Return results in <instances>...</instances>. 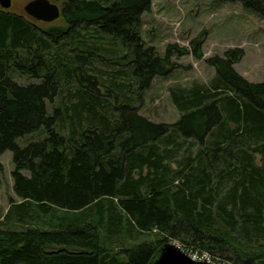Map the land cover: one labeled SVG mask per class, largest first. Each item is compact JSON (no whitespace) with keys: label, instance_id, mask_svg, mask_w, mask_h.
I'll list each match as a JSON object with an SVG mask.
<instances>
[{"label":"trees","instance_id":"16d2710c","mask_svg":"<svg viewBox=\"0 0 264 264\" xmlns=\"http://www.w3.org/2000/svg\"><path fill=\"white\" fill-rule=\"evenodd\" d=\"M53 1L63 27L0 8V155L12 153L17 198L0 220V264H147L164 242L264 264V80L236 72L244 51L205 58L209 83L170 88L179 118L153 122L135 96L173 55L201 58L204 34L161 55L140 34L151 0ZM218 1L264 19V0ZM89 30L119 42L130 79L89 73L101 56Z\"/></svg>","mask_w":264,"mask_h":264},{"label":"rangeland","instance_id":"374dc122","mask_svg":"<svg viewBox=\"0 0 264 264\" xmlns=\"http://www.w3.org/2000/svg\"><path fill=\"white\" fill-rule=\"evenodd\" d=\"M28 1L13 0L8 10L26 14L23 7ZM50 1L61 9V1ZM42 23L44 27L65 26L61 16L52 22ZM89 32L90 34L83 32L85 38L82 40L100 47L95 53L102 56L90 55L87 69L89 73L97 76L96 80L100 85L108 84L110 78L118 81L130 79L127 61L118 58L122 54L119 42L109 36L97 35L92 30ZM201 33L204 34L201 58H195L190 52L182 56L173 55L175 66L172 71L164 77L155 76L150 87L135 96L133 103L139 106L138 112L141 115L153 122H175L180 114L171 101L170 88H187L194 83L207 85L215 75V68L208 65L205 58L214 54L222 55L229 48L239 47L244 51L242 58L233 64L237 73L248 81L264 80V19L245 8L241 2L151 0L150 9L141 15L142 40L145 46H153L161 55L171 43L190 51V41ZM107 49H116V52L111 55ZM118 69L126 71L121 79L115 73ZM16 80L20 83L34 81L27 76L17 75ZM44 136L45 132L40 129L16 139V142L24 146ZM255 160L258 166L259 156ZM12 169V153L5 150L0 155V220L10 201L17 200L12 188ZM145 237L154 238L149 234Z\"/></svg>","mask_w":264,"mask_h":264},{"label":"water","instance_id":"95a60500","mask_svg":"<svg viewBox=\"0 0 264 264\" xmlns=\"http://www.w3.org/2000/svg\"><path fill=\"white\" fill-rule=\"evenodd\" d=\"M12 0H0V8L8 9ZM26 15L36 21L52 22L61 14L60 7L50 0H29L23 7ZM147 264H213L192 260L179 246L164 242Z\"/></svg>","mask_w":264,"mask_h":264},{"label":"built area","instance_id":"2783aa9c","mask_svg":"<svg viewBox=\"0 0 264 264\" xmlns=\"http://www.w3.org/2000/svg\"><path fill=\"white\" fill-rule=\"evenodd\" d=\"M176 245L179 246L186 254H188V256L192 260L205 261V262L213 263V264H234L224 258H221L216 255L214 256L212 253H210L207 250H199V249H192L190 247H182L179 243H177Z\"/></svg>","mask_w":264,"mask_h":264},{"label":"flooded vegetation","instance_id":"af4514ba","mask_svg":"<svg viewBox=\"0 0 264 264\" xmlns=\"http://www.w3.org/2000/svg\"><path fill=\"white\" fill-rule=\"evenodd\" d=\"M13 1V0H12Z\"/></svg>","mask_w":264,"mask_h":264}]
</instances>
